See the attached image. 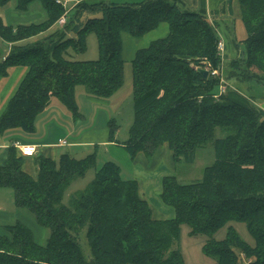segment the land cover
Segmentation results:
<instances>
[{
  "label": "trees",
  "instance_id": "1",
  "mask_svg": "<svg viewBox=\"0 0 264 264\" xmlns=\"http://www.w3.org/2000/svg\"><path fill=\"white\" fill-rule=\"evenodd\" d=\"M33 1L16 0V8L24 12ZM39 1L46 13L42 23L13 28L0 19V41L9 44L6 55L0 48V78L9 68L26 69L0 115V134L12 129L32 134L36 117L52 98L79 117L78 86L94 99L114 95L123 83L121 34L140 39L166 23L167 35L137 50L131 61L133 121L122 145L131 158L139 152L150 158L167 144L176 164L191 165L197 151L211 144L214 161L197 182L162 179L160 199L174 217L157 221L139 198L136 181L121 179L119 166L110 161L96 168L95 152L81 159L63 154L57 161L37 156L33 179L21 170L24 157L12 146L7 165L0 168V187L11 189L15 206L28 211L49 236L42 246L25 225L6 226L0 234V264H183L176 248L182 226L191 237L207 238L202 252L212 264H238L239 258L264 264V111L229 98V92L216 94L219 80L210 72L221 68L218 24L181 10L172 0H78L61 28L32 41L63 14L53 0ZM232 1L227 5L231 17ZM237 1L246 37L242 56L232 61L226 78L247 85L248 92L264 90V0ZM84 15L89 18L81 22ZM89 33L96 38L98 58H69V51H85ZM229 34L239 48L233 26ZM107 125L113 140L118 125L114 120ZM216 130L223 137L216 138ZM93 168V179L64 204L72 181ZM233 222L245 226L253 246L232 226L223 240L213 239Z\"/></svg>",
  "mask_w": 264,
  "mask_h": 264
},
{
  "label": "rangeland",
  "instance_id": "2",
  "mask_svg": "<svg viewBox=\"0 0 264 264\" xmlns=\"http://www.w3.org/2000/svg\"><path fill=\"white\" fill-rule=\"evenodd\" d=\"M90 1H105L111 2L116 4H131V0H90ZM238 5V1H235ZM17 2L16 0H8V2L4 5H0V19L2 22H5L6 25L17 27L18 25H30V24H39L46 20V13L42 7V4L39 0L33 1L30 3L24 12H20L17 10ZM73 13H70L66 16V20H69ZM89 18V15H84L81 19V22L85 21V19ZM227 29L230 30L232 28L233 22V38L239 44V48L234 45V41H224V53H221V68L217 71V74L214 78L219 80V85L226 84L225 93L229 92V95L239 94L244 96L245 101H249L245 95L253 97L254 106L256 105H264V90L257 91L256 89L251 91H247L245 88L247 85L235 82V80H229L226 78L229 70L231 69V63L233 60H236L242 56L241 50H243V45L241 41H243L246 37L244 28L242 26L240 16H239V7L238 9L235 8L234 14L232 18H229L227 21ZM58 25L54 24L51 28L45 32L43 37H46L59 29ZM160 29L151 33V35H147V37H142L140 39H135L127 34H123L124 39L122 40L123 49H122V60H123V83L121 88L112 96L105 98V103H96L92 104L85 99V88L83 86H78L76 91L77 102L76 107L79 113L81 114L82 118L77 117L75 121V125L72 122V116L68 115L70 119L65 122L63 115L59 116V122L62 123L65 132L74 131L73 137L79 136L80 132L84 135V142L86 141H93L96 142L97 139L102 135L105 131L107 132L106 122L107 119H114L115 123L118 125V131L116 133L118 142L121 143L128 139V133L132 126L133 121V109H132V69H131V59L134 47H147L150 42L155 41L150 40V36L156 35ZM220 31V30H219ZM223 30H221L222 32ZM219 33V32H218ZM167 35V34H166ZM164 36H159L161 39ZM40 36V35H38ZM38 36L34 37L32 40L36 41L40 39ZM72 37H74L72 35ZM231 37V35H230ZM129 40L131 44L129 43ZM227 42V43H226ZM4 43L0 41V48L4 49ZM141 49V48H140ZM69 58L77 61H94L98 58V49L96 38L93 33H89L85 38V51L84 52H73L69 51ZM239 91H238V90ZM254 89V88H253ZM216 94H220V89H215ZM224 93V94H225ZM103 100V99H102ZM76 102V101H75ZM102 102V101H101ZM107 102V103H106ZM78 104V105H77ZM256 104V105H255ZM79 106V107H78ZM66 112L67 109H64ZM67 120V119H66ZM45 130L44 128L40 127L32 135H28L23 131H20L24 137H34V136H41V132ZM55 132H57L55 130ZM63 132V136L65 135ZM58 134L55 136L51 134V139H58ZM216 138L223 137V134L220 133L219 130H216L215 133ZM60 138V137H59ZM49 141H53V140ZM66 140V137L60 138V140ZM69 150V147H65L60 150V155L66 154ZM85 151L77 156H74L77 159H81L86 155L93 153L95 150L92 146H89L84 149ZM213 146L208 144L203 149H200L196 153V158L193 164L185 165L183 163L175 164L173 169H170L165 164L161 165L158 171H163V173L167 175H173L177 178V181L180 184H191L201 180L202 171L205 167L210 166L213 161ZM102 153V149L100 154ZM120 167L124 176L128 171V166L126 164L120 162ZM95 169H90L86 172L83 177L74 179L69 187L63 194V203L67 204L68 199L71 194L76 191L82 190L94 177ZM161 203V201H160ZM162 204V203H161ZM158 205V204H157ZM160 206V205H158ZM170 208V207H169ZM27 218L31 221L34 230L33 235L36 242L39 245H45L47 238L49 236L48 230L40 227L34 220V217L27 211ZM228 226H232V228L236 231L238 236L248 245L253 246L254 241L248 231L246 230L245 226L241 223H230L226 227L221 228L217 231L213 239L219 241L223 240L226 235V230ZM207 238L202 236H189V229L186 226H182L180 230V236L176 243V248L179 249L183 264H212L213 260L211 258L206 257L202 252V247L205 243ZM245 260L243 258H239L238 264H245Z\"/></svg>",
  "mask_w": 264,
  "mask_h": 264
},
{
  "label": "crops",
  "instance_id": "3",
  "mask_svg": "<svg viewBox=\"0 0 264 264\" xmlns=\"http://www.w3.org/2000/svg\"><path fill=\"white\" fill-rule=\"evenodd\" d=\"M145 0H131V4H137L143 2ZM181 10L186 11H195L202 13L209 21L217 23V32L219 36V40L222 38L224 41H231V37L229 34V30L227 29V20L232 18L228 15V0H172ZM232 1V12L234 13L235 8L238 9V5ZM5 24V22H3ZM6 25V24H5ZM9 26V25H8ZM20 26V25H18ZM233 26V24H232ZM14 28V26H11ZM160 29L156 35L150 36V40H158L156 38H160L168 33V26L166 23L160 24L155 30L147 33V35H151V33ZM220 30V31H219ZM221 30H223L221 32ZM45 33L38 36L42 38ZM130 36V35H129ZM160 36V37H159ZM123 34H121V40H123ZM35 39V38H34ZM32 40V39H31ZM30 40V41H31ZM33 41V40H32ZM223 41V40H222ZM223 41V43H224ZM129 43L131 44L130 40ZM227 43V42H226ZM3 53L7 54L9 50V44L4 43ZM143 49V47H134L132 59L137 50ZM146 48V47H145ZM123 49V44H122ZM26 73V69L23 67H12L7 70V74L5 77L0 78V115L4 111L9 99L14 95L17 90L21 80L23 79ZM78 89V87H76ZM75 89V101L77 102L76 91ZM85 93L81 95H85V99L92 103H105L106 100L102 99H94L88 96L86 90ZM228 97L238 101L239 103L249 106V104L254 105L253 102H247L244 99V96L239 94L229 95ZM102 101V102H101ZM107 103V102H106ZM78 105V104H77ZM256 105V104H255ZM79 107V106H78ZM256 107L262 109L264 111V105H256ZM66 109L57 99L52 98L49 104L45 107V109L36 117L34 126L37 130L40 127L44 128V131L41 132V136H30L24 137L21 134V130L12 129L7 130L4 133L0 134V168H3L7 165L9 159V148L17 146H34L36 148V154L33 157H24L22 159L21 170L30 176L33 179L37 177V170L35 166V158L37 156H42L45 158H49L57 161L59 158L60 150L69 147V150L66 154L74 157L78 154H82L85 148L92 146L94 148L96 162V168L101 167L104 163L110 161L117 164L120 168V177L123 180H135L137 183V191L138 196L142 200H144L150 211L151 217L157 221L170 220L174 217L173 209L164 203H162L160 199L161 194V182L164 177L173 176L167 175L163 173V171H158L161 165H166L170 169L174 168L176 164L173 160V154L169 150L167 144H163L159 147V149L153 154L152 157L147 158L143 153H137L133 158L130 157L128 152L123 147L122 143H119L117 139V135L115 134L113 140H109V130H108V122L114 119H107L106 127L107 132H103L102 135L97 139L96 142L86 141L84 142V138L80 132L79 136L73 137L74 131H68L64 129L62 123L59 122V116L63 115L65 122L68 121L69 116L71 115L69 112H66ZM79 112V111H78ZM69 115V116H68ZM79 117L82 118L79 113ZM72 116V115H71ZM67 119V120H66ZM76 118L72 117V122L75 125ZM55 130L57 132H55ZM35 132V131H34ZM33 132V133H34ZM63 132L65 135L63 136ZM51 134H58V139L55 141L54 137L51 139ZM32 135V134H28ZM66 137V140H60V138ZM53 141H49V140ZM102 149V153L100 151ZM75 158V157H74ZM83 158V157H82ZM77 159V158H76ZM80 159V158H79ZM120 162L126 164L128 166V171L124 176ZM161 201V203H160ZM160 206H158V205ZM19 222L30 229L33 235L34 227L31 221L27 218V211L24 209H18L14 204V196L13 191L9 188L0 187V234L4 233V228L6 226L13 225L14 223ZM33 240L36 244L39 245L38 242L35 241L34 235Z\"/></svg>",
  "mask_w": 264,
  "mask_h": 264
},
{
  "label": "built area",
  "instance_id": "4",
  "mask_svg": "<svg viewBox=\"0 0 264 264\" xmlns=\"http://www.w3.org/2000/svg\"><path fill=\"white\" fill-rule=\"evenodd\" d=\"M54 4L61 7L63 9V14L61 17L56 21V25L59 27H62L66 23V16L74 10V8L79 3L78 0H53ZM217 49L221 55L224 51V43L220 39L217 44ZM217 74L216 70H213L210 72L211 76H215ZM226 84L219 85L220 94H224L226 90ZM15 149L17 150V153L21 157H33L36 154V148L34 146H15Z\"/></svg>",
  "mask_w": 264,
  "mask_h": 264
},
{
  "label": "water",
  "instance_id": "5",
  "mask_svg": "<svg viewBox=\"0 0 264 264\" xmlns=\"http://www.w3.org/2000/svg\"><path fill=\"white\" fill-rule=\"evenodd\" d=\"M198 72L203 78H206L208 76L207 70H199Z\"/></svg>",
  "mask_w": 264,
  "mask_h": 264
}]
</instances>
